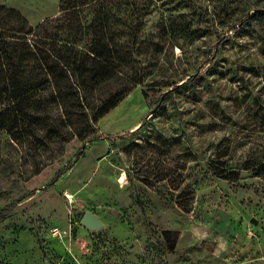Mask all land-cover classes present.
I'll list each match as a JSON object with an SVG mask.
<instances>
[{
    "label": "rangeland",
    "instance_id": "374dc122",
    "mask_svg": "<svg viewBox=\"0 0 264 264\" xmlns=\"http://www.w3.org/2000/svg\"><path fill=\"white\" fill-rule=\"evenodd\" d=\"M0 3L33 23L60 6ZM130 9L124 19L137 36L125 39L139 43L143 84L86 137L38 152L0 131V209L23 197L0 222V264H85L96 242L118 261L115 239L129 264H264V171L243 168L232 179L209 168L264 165V0H134ZM134 121L140 129H128ZM96 136L110 138L90 140ZM84 144L85 154L53 181ZM171 166L196 189L189 212L161 179ZM86 210L102 225H85ZM162 229L179 231L175 250L164 246Z\"/></svg>",
    "mask_w": 264,
    "mask_h": 264
},
{
    "label": "trees",
    "instance_id": "16d2710c",
    "mask_svg": "<svg viewBox=\"0 0 264 264\" xmlns=\"http://www.w3.org/2000/svg\"><path fill=\"white\" fill-rule=\"evenodd\" d=\"M131 5L134 0H60L59 14L33 23L20 9L0 3V131L15 146L36 147L39 152L49 143L60 144L76 135L86 137L95 123L144 83V74L136 66L139 43L130 39L137 36V31L132 21L127 24L124 19L126 14L131 16ZM125 35L130 38L125 39ZM114 84L121 86L113 88ZM107 138L110 136L90 140ZM85 150L84 144L52 180L71 169ZM38 155L39 165L42 154ZM250 161L233 170L213 164L209 168L232 179H238L243 168L256 166V173L264 171L263 164L251 165ZM178 171L171 166L161 179L172 182V188L179 191L178 204L189 212L196 189ZM22 199L0 209V222ZM138 203L143 206L142 200ZM158 233L167 250H175L179 231L162 229ZM114 243L118 261H113L108 250L99 254L101 248L96 242L85 264H129L124 247L116 239ZM44 259H48L45 253ZM54 264L78 263L65 258Z\"/></svg>",
    "mask_w": 264,
    "mask_h": 264
},
{
    "label": "water",
    "instance_id": "95a60500",
    "mask_svg": "<svg viewBox=\"0 0 264 264\" xmlns=\"http://www.w3.org/2000/svg\"><path fill=\"white\" fill-rule=\"evenodd\" d=\"M82 222L91 227L96 228L102 225V221L97 214L92 211L86 210L82 215Z\"/></svg>",
    "mask_w": 264,
    "mask_h": 264
},
{
    "label": "crops",
    "instance_id": "0c3cea01",
    "mask_svg": "<svg viewBox=\"0 0 264 264\" xmlns=\"http://www.w3.org/2000/svg\"><path fill=\"white\" fill-rule=\"evenodd\" d=\"M111 112V111H110ZM103 118V117H102ZM101 123V119H100V122ZM140 124V121H134L132 122L131 124L128 125V129H134L136 128L138 125ZM99 126L101 127V125L99 124Z\"/></svg>",
    "mask_w": 264,
    "mask_h": 264
},
{
    "label": "bare ground",
    "instance_id": "6f19581e",
    "mask_svg": "<svg viewBox=\"0 0 264 264\" xmlns=\"http://www.w3.org/2000/svg\"><path fill=\"white\" fill-rule=\"evenodd\" d=\"M123 179H124V175L122 176L121 180H123Z\"/></svg>",
    "mask_w": 264,
    "mask_h": 264
}]
</instances>
